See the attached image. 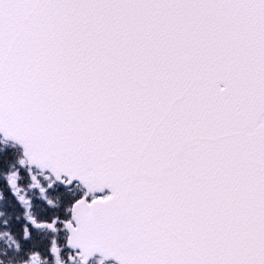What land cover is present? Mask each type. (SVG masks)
<instances>
[{
    "label": "snow or ice",
    "instance_id": "obj_1",
    "mask_svg": "<svg viewBox=\"0 0 264 264\" xmlns=\"http://www.w3.org/2000/svg\"><path fill=\"white\" fill-rule=\"evenodd\" d=\"M0 264H264V0H0Z\"/></svg>",
    "mask_w": 264,
    "mask_h": 264
}]
</instances>
